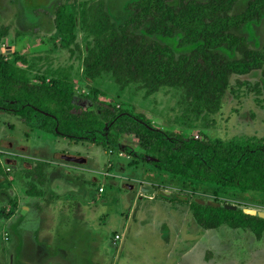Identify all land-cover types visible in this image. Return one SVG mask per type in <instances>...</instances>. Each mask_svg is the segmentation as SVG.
<instances>
[{"label":"rangeland","instance_id":"374dc122","mask_svg":"<svg viewBox=\"0 0 264 264\" xmlns=\"http://www.w3.org/2000/svg\"><path fill=\"white\" fill-rule=\"evenodd\" d=\"M83 1L86 0H0V28L14 26L11 34L1 42L0 54L10 61L17 54L24 56L26 64L19 65L27 68L32 65L29 77L35 83L57 77V71L51 67L59 68L62 75L72 76L76 88L74 103L79 109L93 110L101 115L103 109L111 105L142 115L157 128L186 137L264 143V69L247 75H232L216 113L194 111L174 88H164L155 95L146 96L138 84L120 91L109 75L103 76L99 84L86 79L82 56L81 59L79 53L72 56L61 47L60 36L56 38L57 43L55 36L48 33L54 27L58 6L70 4L69 9L74 6L77 11ZM132 1L135 0H109L108 10L113 20L123 22L128 16L125 7ZM249 1L237 0L233 14L243 13ZM234 33L246 38L252 48L264 50V13L260 21L248 22ZM156 38L171 46L178 55L196 48L193 45L179 47L182 33L174 38ZM78 43L86 48L85 33L78 35ZM220 50L232 59L240 57L226 46ZM95 91L100 93L97 99ZM119 143L136 155L144 154L135 136H120ZM22 145L31 148L35 155L29 156L34 159L20 158ZM66 153L86 159V163L65 162L62 157ZM42 158L77 167L63 173L59 167L52 168L50 178L45 171L43 185L33 192L39 189L46 198L27 195V190L36 183L25 174L40 167ZM0 164L4 171L0 176V184L4 186L0 191V264H264V234L258 238L248 228L228 226L206 230L197 224L191 210L192 203L203 201L235 206L237 210L264 212V194L218 189L178 179L154 167L151 156L143 160L103 144L77 143L52 132L31 128L19 116L2 111ZM79 175L82 178L77 177ZM148 178L152 187L159 191L155 201L135 196ZM67 189L74 196H62L60 201L49 195L52 191ZM44 201H49V207L43 210L47 217L36 222L38 236L43 241V248L37 251L27 232L22 240L16 231L27 214V205L39 206ZM61 204L68 205L67 210L75 215L88 217L85 224L80 225L76 220L68 228V231L72 228L74 234L85 232L92 238V246L87 245L84 251L87 263L72 261L69 255L63 260L56 253L58 226L50 220Z\"/></svg>","mask_w":264,"mask_h":264},{"label":"trees","instance_id":"16d2710c","mask_svg":"<svg viewBox=\"0 0 264 264\" xmlns=\"http://www.w3.org/2000/svg\"><path fill=\"white\" fill-rule=\"evenodd\" d=\"M108 1L87 0L77 11L60 5L55 12L61 47L72 56H82L84 76L90 82L99 84L109 75L120 91L138 84L146 96L174 88L194 111L216 113L232 75L264 69V50L252 48L246 38L234 33L246 23L262 19L264 0H250L247 9L236 15L237 0H135L126 5L128 16L123 22L113 20ZM80 32L86 34L85 49L78 43ZM9 33V26L0 28V44ZM178 33L183 34L179 47L196 48L178 55L156 38H174ZM224 46L240 57L225 55L220 50ZM26 62L18 54L12 61L0 54V111L19 116L31 128L77 143L103 144L143 160L151 156L154 167L178 179L264 194V143L186 137L111 105L101 115L79 109L74 103L72 76L51 67L58 76L35 83L29 77L32 65H19ZM99 94L95 91L94 98ZM124 135L135 136L144 154L136 155L120 144L119 137ZM45 170L46 164L40 163L25 174L36 183L27 195L43 196L39 189L33 190L43 185ZM3 174L0 164V176ZM3 188L0 184V191ZM191 210L197 224L206 230L228 226L248 228L258 238L264 234V219L244 210L200 201L192 203Z\"/></svg>","mask_w":264,"mask_h":264},{"label":"crops","instance_id":"0c3cea01","mask_svg":"<svg viewBox=\"0 0 264 264\" xmlns=\"http://www.w3.org/2000/svg\"><path fill=\"white\" fill-rule=\"evenodd\" d=\"M86 1H83V2H86ZM68 6H71V5L69 4ZM74 8L75 7L73 6L72 9H74ZM9 24H12V23H9ZM12 29L14 30V26L10 27V32ZM55 29H56V27L54 24L53 29L48 30V33L50 36H55L54 41L58 43V41H56V38L59 37V34H58V32L56 34ZM79 34H82V32H80ZM55 69H57V67H55ZM20 149L23 152L22 154L19 155L20 158L34 159V157L29 156V154L35 155L34 152L31 151V148L22 145V147ZM110 153L113 154L112 151H110ZM65 155H68V154L66 153ZM119 156H123V155L119 154ZM43 159L44 158H42V160L40 162H43L46 164V170L45 171L47 172V176L49 178H50V175L53 174L52 168L59 167L58 169H60L61 173L66 172V171L69 172L68 170L77 168L74 165H69V164H65V163L50 162V161L43 160ZM58 169H54V170L58 171ZM57 173H59V171ZM55 175H57V174L55 173ZM59 175H57V176H59ZM81 176L82 175H79L77 177L82 178ZM143 187L153 188L152 183L149 180V178L147 180L143 181V185L140 186L138 193L135 194L136 197L138 196L140 200H144L145 198L147 200H150V201L157 200L159 191L156 188H153L155 190L154 195L149 196V195H145L144 193H142ZM51 194H52V198H57L60 201H61L62 196H70V195H71L70 197L74 196L73 192L70 189L63 190L60 192L52 191L49 193V195H51ZM43 197L46 198L45 196H43ZM43 203H44V205H43ZM43 203H41V205H39V206H36L34 204L27 205V208H28L27 214L24 215L22 220L19 222V225H18L19 230L16 231V233L18 232L19 235H21L20 237L22 238V240L25 238V234L27 232V234L30 235L28 238H30V240L33 241V243L36 246L37 251L41 250V247L43 246V241L38 236V234H39V232L37 231L38 223H36V222L41 221L42 217H43V219H45L44 217H47V216H45V213L43 212V210L45 209V207H47V208L49 207L48 206L49 201H44ZM67 206L68 205L61 204L58 207H56V209H55L56 215L53 218H51V220H50V222H52L54 226L55 225L58 226L57 238H56L57 241H55L56 248H57L56 253H57V255L62 257L63 260H65V257L67 255H69V257L72 259V261H74V260L75 261H85L87 263V258H86L87 253L85 252L86 253L85 254L84 251H85L87 245H89V247L92 246V238L88 237L86 235L87 233H85V232L74 234L73 229L71 228L68 231V228L76 220L80 222V225H83V223L85 224L88 217L85 214L78 216V215H75L73 212L71 213L70 211L67 210ZM69 206H71V205H69ZM31 222H33V223L31 224ZM34 223H36L37 225L33 226ZM14 229H15V227H14ZM66 245H68L67 246V247H69L68 249L66 248Z\"/></svg>","mask_w":264,"mask_h":264},{"label":"water","instance_id":"95a60500","mask_svg":"<svg viewBox=\"0 0 264 264\" xmlns=\"http://www.w3.org/2000/svg\"><path fill=\"white\" fill-rule=\"evenodd\" d=\"M62 159L64 161H67L68 163H74V164H84V163H86V159L75 157V156L65 155V156L62 157ZM153 160H155V159H153ZM131 189H133V187H131ZM142 193H144L145 195L152 196V195H154L155 190L153 188H150V187H143L142 188ZM162 193H163V195H168L169 194L167 192H162ZM200 203L206 204L203 201H200ZM225 207L228 208V209L237 210V208L235 206H228L227 205ZM244 212L246 214H248V215L256 216V217H259L261 219H264V212L256 211V210H253V209H246V210H244Z\"/></svg>","mask_w":264,"mask_h":264},{"label":"built area","instance_id":"2783aa9c","mask_svg":"<svg viewBox=\"0 0 264 264\" xmlns=\"http://www.w3.org/2000/svg\"><path fill=\"white\" fill-rule=\"evenodd\" d=\"M100 191H102V189H101ZM118 238H119V237H118Z\"/></svg>","mask_w":264,"mask_h":264}]
</instances>
